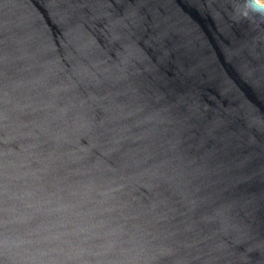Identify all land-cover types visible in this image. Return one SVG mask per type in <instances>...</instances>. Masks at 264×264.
<instances>
[{"label":"water","instance_id":"water-1","mask_svg":"<svg viewBox=\"0 0 264 264\" xmlns=\"http://www.w3.org/2000/svg\"><path fill=\"white\" fill-rule=\"evenodd\" d=\"M237 0H0V264H264V18Z\"/></svg>","mask_w":264,"mask_h":264},{"label":"clouds","instance_id":"clouds-1","mask_svg":"<svg viewBox=\"0 0 264 264\" xmlns=\"http://www.w3.org/2000/svg\"><path fill=\"white\" fill-rule=\"evenodd\" d=\"M236 11L242 17L264 18V0H237Z\"/></svg>","mask_w":264,"mask_h":264}]
</instances>
